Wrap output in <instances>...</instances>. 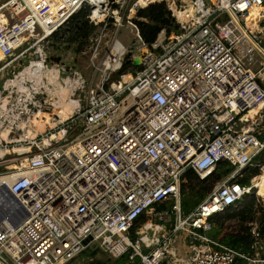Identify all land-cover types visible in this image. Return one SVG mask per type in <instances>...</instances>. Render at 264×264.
Masks as SVG:
<instances>
[{
    "label": "built area",
    "instance_id": "2783aa9c",
    "mask_svg": "<svg viewBox=\"0 0 264 264\" xmlns=\"http://www.w3.org/2000/svg\"><path fill=\"white\" fill-rule=\"evenodd\" d=\"M155 1L177 28L146 43L134 18ZM84 3L98 28L82 50L90 78L39 44ZM108 27L128 28L138 52L115 34L96 60ZM33 46L0 83V186L28 210L16 226L0 219V264H64L93 243L134 264L264 261L213 238L209 219L256 188L259 173L232 178L264 148V0H0V71ZM126 53L140 69L114 76ZM220 159L233 170L184 215V172L205 178Z\"/></svg>",
    "mask_w": 264,
    "mask_h": 264
},
{
    "label": "trees",
    "instance_id": "16d2710c",
    "mask_svg": "<svg viewBox=\"0 0 264 264\" xmlns=\"http://www.w3.org/2000/svg\"><path fill=\"white\" fill-rule=\"evenodd\" d=\"M88 11L89 5L87 3L82 4L63 24L52 31L48 38L58 43L73 40L77 42L75 51L81 49L83 43L87 41L90 35L95 33L97 28L96 25L88 21ZM134 20L139 27L142 39L146 43L151 42L162 27L166 30L177 28V23L170 14L166 4L162 1L151 2L139 8ZM130 68L134 71L140 69V65L137 59L131 60L129 53H126L121 67L114 73V76L127 72ZM262 164H264V148L252 158L251 163L240 174L232 178L233 181L241 184L249 183L254 175L260 173ZM232 170L233 165L226 159H220L215 169L205 178H200L192 169L186 170L180 185L181 212L185 215L194 209L205 197L215 181L221 179ZM173 203L174 199L169 198L154 203L153 207L155 210L170 209ZM148 217L149 214L146 211L139 214L131 229V233L134 234V229L138 223L143 222ZM209 219L211 221V236L240 251L250 255L255 254V249L251 248L254 238L249 230V222H257L259 237L264 241V204L251 192L245 193L234 204H230L223 210L212 214ZM71 262L75 264H134V261L128 260L127 253L114 257L95 243L87 245L75 257L64 264H71ZM241 264H246V260L242 259Z\"/></svg>",
    "mask_w": 264,
    "mask_h": 264
},
{
    "label": "rangeland",
    "instance_id": "374dc122",
    "mask_svg": "<svg viewBox=\"0 0 264 264\" xmlns=\"http://www.w3.org/2000/svg\"><path fill=\"white\" fill-rule=\"evenodd\" d=\"M97 31H98V28H96L95 33L90 35V37L87 39V41H85L83 43V46L81 47V49H79L77 51H75L77 42H75L73 40H66V41H63L61 43H58V42L54 41L53 39L48 38V36H47L42 41H40L39 44H41L44 47V49L46 50V53L48 54L50 59L60 60V61L65 62L68 65H72L74 67H77L78 69H80L85 74V76L87 78H90V77H92V75H95L94 69H93L92 64L90 62V57L88 56L89 52L87 51L86 53H84V52H82V50L84 48H87V49L89 48V45L95 40ZM115 34L122 41V43L125 44V46H128V49H129V46H130V48H132L131 53L138 52L137 48L140 45V43L135 44V42H132L134 37H133L132 33L129 32L128 28L121 27L117 32H115L114 28L108 27L106 30V35L104 36L102 43H101L102 50H100V52L97 54L96 60H99L102 57V55L104 54V51H105V46L103 45L104 42H106V41L110 42V40H112V38L114 37ZM30 38L31 37L28 38L29 44L32 43V40ZM20 48H23V45L21 47L17 48L15 50V52H18L20 50ZM34 49H35V46L30 47L29 50L26 53H24V55L22 57L15 60L7 68L1 70L0 71V83L7 75L10 74V71L12 68L20 67L21 65H23L27 61L28 58H31L33 55ZM50 56H52V57H50ZM0 57H1V55H0ZM128 71H133V70L130 68V69H128ZM215 183H216V181H215ZM257 190L258 189L253 188L251 193L254 194L256 197H258L259 201H261L262 204H264L262 198L258 195ZM167 199H169V198H167ZM146 212L149 214V217L147 218V219H149L152 216L153 211L149 210ZM183 239H185V237H183ZM257 243L258 244H257V248L255 249L254 255H256L258 257H263L264 256V241L260 237L259 240L257 241ZM178 245L180 246V248H179L180 254L184 255V254H186V251L189 250V245L186 241L180 240L178 242ZM71 264H75V263L71 262ZM246 264H264V261H257V262L246 261Z\"/></svg>",
    "mask_w": 264,
    "mask_h": 264
},
{
    "label": "water",
    "instance_id": "95a60500",
    "mask_svg": "<svg viewBox=\"0 0 264 264\" xmlns=\"http://www.w3.org/2000/svg\"><path fill=\"white\" fill-rule=\"evenodd\" d=\"M0 197L2 199H5V201L9 206V212H10L9 215L3 213L5 217L9 219V223L7 224L9 226H16L20 224L28 214V210L26 206L12 191L9 190V188L5 184L0 186ZM0 219H4V218L0 217ZM90 239H91L90 235L85 237L83 239V243L87 245Z\"/></svg>",
    "mask_w": 264,
    "mask_h": 264
},
{
    "label": "bare ground",
    "instance_id": "6f19581e",
    "mask_svg": "<svg viewBox=\"0 0 264 264\" xmlns=\"http://www.w3.org/2000/svg\"><path fill=\"white\" fill-rule=\"evenodd\" d=\"M126 76H129V75H126ZM256 181V189L257 190V193L264 196V172H261L258 174V177L255 179ZM8 214L9 215V206L7 204V202L5 201V199H2L0 197V217H3L4 219H2V221L6 222V223H9V219L7 217H5V215L3 214ZM4 222V223H5Z\"/></svg>",
    "mask_w": 264,
    "mask_h": 264
},
{
    "label": "crops",
    "instance_id": "0c3cea01",
    "mask_svg": "<svg viewBox=\"0 0 264 264\" xmlns=\"http://www.w3.org/2000/svg\"><path fill=\"white\" fill-rule=\"evenodd\" d=\"M139 64V63H138Z\"/></svg>",
    "mask_w": 264,
    "mask_h": 264
}]
</instances>
